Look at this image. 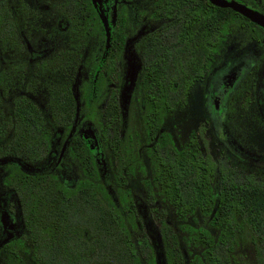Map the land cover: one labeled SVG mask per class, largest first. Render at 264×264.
Listing matches in <instances>:
<instances>
[{
    "label": "flooded vegetation",
    "instance_id": "af4514ba",
    "mask_svg": "<svg viewBox=\"0 0 264 264\" xmlns=\"http://www.w3.org/2000/svg\"><path fill=\"white\" fill-rule=\"evenodd\" d=\"M226 1L237 2L264 16V0ZM89 4L98 17L96 29L89 23ZM1 6L5 36L2 45L5 53L3 84L4 93L8 96L6 101L9 102V111L3 109L5 114L13 113L16 98L22 96L33 100L40 108L39 113L47 114L43 111L46 96L41 93L39 83L34 82L40 76L42 65L60 50L67 52L68 57H72L74 52L78 53L76 75L71 84L72 91L78 96L72 122L56 124L50 118V113L46 124L50 133L48 151L32 164L26 158L22 161L17 157L8 158L27 169L41 172L49 169L50 173L53 172L54 185L59 182L65 188L55 187L50 193L62 196H69L74 190L81 193L79 189L73 188L75 182L85 176L79 158L71 154L70 147L74 143L80 145L84 156L92 150L103 181L105 174L113 179L115 172L125 171L126 166L120 164L110 144L101 136L102 126L107 120L114 124L120 135V159L132 165L126 175L130 186V172L133 165L140 161L132 155L134 146L137 150L144 146L151 162L152 174L149 177L142 172L141 180L148 189L138 196L131 188L139 211L143 206L146 214L155 206L159 201L154 199L151 188L154 184L153 167L148 148L152 143L148 141L144 120L148 100L142 80H150L148 67L158 68L161 62L167 73L175 65V59L184 66L185 53L193 50L199 52L202 38L208 36L210 39L204 41L203 49L209 50L210 56L208 63L205 61L203 64L201 77L193 82L189 92L179 93L178 103L165 111L158 129L168 131L173 140L165 119L173 111L183 109L188 104L195 87H202L199 102L205 117L190 137H196L204 152H208L215 160L220 159L226 166L231 156L217 154L214 157L207 150L210 141L208 132L213 134L211 140L214 139V143L226 150L233 151L231 145L234 144L241 152L234 146L236 152H233L239 159H245V166H257L245 172V182L249 183L250 178L264 181V25L234 10L238 14L234 21L228 22L219 45L218 5L211 0H2ZM92 69L93 78L90 75ZM31 72L35 77L28 75ZM91 80L94 86L89 95ZM133 99L140 116L141 142L138 138L132 142L130 137H125L127 108ZM207 117L211 120L209 129ZM230 120L245 123V126L230 132L226 129V123ZM255 135L256 139L261 140L260 144L251 140L250 136ZM78 137L81 141L75 140ZM106 148L112 155L111 161L114 158L116 163V170H112V173L108 169L100 170L107 162ZM241 154H245V157ZM4 160L0 159V243L3 240L5 244L14 243L15 239H20V255L34 256L28 247L29 232L24 226L21 205L15 203V195L3 182L4 177H9L10 171ZM73 163L76 165L71 166ZM157 206L161 209L160 205ZM2 246L4 244L0 248ZM0 255L7 256L3 249ZM231 257L228 264H237ZM259 260L264 261V256H255L254 264H258Z\"/></svg>",
    "mask_w": 264,
    "mask_h": 264
},
{
    "label": "trees",
    "instance_id": "16d2710c",
    "mask_svg": "<svg viewBox=\"0 0 264 264\" xmlns=\"http://www.w3.org/2000/svg\"><path fill=\"white\" fill-rule=\"evenodd\" d=\"M1 3L2 0L0 46L5 40ZM216 9L220 45L228 22L234 21L238 13L229 7ZM96 22L98 17L89 4V23L94 29ZM209 39L202 38L199 52L185 53L184 66L175 59L167 73L161 62L158 68L148 67L150 80H142L148 100L144 120L148 141L152 143L148 151L153 182L173 206L176 217L193 232L194 242L202 247L200 253L185 254L177 230L156 203L146 214L143 206L138 210L126 177L132 165L120 159L121 138L114 124L107 120L101 136L126 169L115 172L113 179L105 174L103 181L92 150L84 156L79 144H71V154L79 158L85 170V176L73 187L81 193L74 190L69 196L54 195L50 191L55 187H65L59 182L54 185L53 172L27 169L8 159L26 158L32 164L48 151L50 133L46 124L50 113L56 124L72 122L78 96L71 84L78 53L68 57L67 52L60 50L42 65L40 76L34 81L46 96L43 111L47 114L39 113V106L23 96L16 98L13 113L5 114L0 98V159H5L10 169L3 182L15 195V203L21 205L24 226L29 232L28 247L34 254L21 256V240L15 239L14 243H3L0 250L7 256L0 255V264H228L235 247L247 241L254 245L256 256H264V181L250 178L246 183L245 176L234 175L232 168L204 152L196 137L178 147L168 131L158 129L165 111L178 103L179 93L189 92L193 82L201 77L203 64L208 63L210 56L203 45ZM90 75L93 78L94 69ZM93 86L91 80L89 95ZM188 218L198 225L192 226Z\"/></svg>",
    "mask_w": 264,
    "mask_h": 264
},
{
    "label": "rangeland",
    "instance_id": "374dc122",
    "mask_svg": "<svg viewBox=\"0 0 264 264\" xmlns=\"http://www.w3.org/2000/svg\"><path fill=\"white\" fill-rule=\"evenodd\" d=\"M4 58H5V53L2 50V45L0 46V98H1V104L4 111L8 112L9 111V102L6 101L8 96L4 93V84H3V79H4ZM31 78L35 77L34 73H28ZM190 94L189 97V102L188 104L183 108V109H177L173 111L167 118L165 119V125L167 129L171 132L173 140L175 144L179 147L183 146L188 138L190 137L191 133L193 130H195L199 124L202 122V119L205 117L202 113L201 110V104L199 102V97L202 92V87H195ZM207 119L210 121L206 125L208 129L210 128L211 120L209 117ZM245 123L241 122H236L235 120H230L226 123V129L231 132V130H236L237 128H244ZM141 130V123H140V116L137 110L136 102L133 99L132 104L127 108V115H126V127H125V137L128 138L130 137L132 142L136 138L141 142L143 141V136L140 134ZM213 137V134H210L208 132V141L207 144V150L211 152L214 157L219 154L218 156L223 155L225 156H231V158H228V166L233 169L234 175L236 173L238 176L243 177L245 176V172L252 171L249 170V168H257L256 165L251 164V167L245 166V159L241 160L238 158V156L234 153L237 151L241 152L239 150L240 148L236 147L234 144L231 145L232 150H226L225 147H221L220 145L214 143L211 140ZM251 137V140L255 142V144H260L261 140L256 139L255 137ZM212 141V142H211ZM237 142V141H236ZM142 144V143H141ZM237 144V143H236ZM236 150H234V147ZM242 146L245 147V143L242 144ZM133 149L132 155L135 157L137 156L140 161H137V164L133 165V168L131 170L130 174V184L132 188L136 191L138 196L140 194L145 193V191L148 189L147 185L143 183L141 180L143 177V173H146L147 176L151 177V162L150 159L146 153V150L144 146H141V149L137 150L136 146ZM245 153V152H244ZM242 157H245V154H241ZM105 157L107 159V162L105 163L104 167H100V170L103 171L108 169L112 173V170L115 171V160L111 161L112 155L109 153V150L106 148L105 150ZM243 159V158H242ZM240 161H244L241 163ZM76 163H73L71 166H75ZM108 166V167H107ZM236 171V172H235ZM1 173V172H0ZM259 173V172H257ZM113 176V175H112ZM263 176V175H262ZM151 184V182H149ZM153 196L158 199V205H160L161 209H164V212L167 213V216L169 218V221L173 224L175 229L178 232V237L180 240V244L182 249L184 250L186 255L191 256L193 253H200L202 247L198 245L197 243L194 242L193 240V232H189L185 226L182 220H179L175 213H174V208L173 206L168 202V200L164 199L162 194L160 193L159 189L155 184H152L151 186ZM200 221V219H199ZM186 222V221H185ZM187 222H190L192 226H197L198 223L194 221L191 218H188ZM233 256L231 257L233 261L237 264H254V258H255V248L254 245L250 242H241L239 243L235 249L233 250ZM206 264V262L204 263ZM208 264V263H207Z\"/></svg>",
    "mask_w": 264,
    "mask_h": 264
},
{
    "label": "water",
    "instance_id": "95a60500",
    "mask_svg": "<svg viewBox=\"0 0 264 264\" xmlns=\"http://www.w3.org/2000/svg\"><path fill=\"white\" fill-rule=\"evenodd\" d=\"M95 1V0H93ZM212 3L218 5V6H222V7H230L233 10L241 13L242 15L248 17L249 19L264 25V16L261 15L260 13H258L257 11H254L252 9H249L237 2L234 1H226V0H211ZM107 35H108V31H107ZM7 239V238H6ZM5 240H3L0 245L4 242Z\"/></svg>",
    "mask_w": 264,
    "mask_h": 264
}]
</instances>
